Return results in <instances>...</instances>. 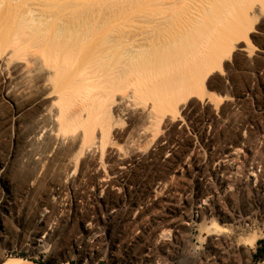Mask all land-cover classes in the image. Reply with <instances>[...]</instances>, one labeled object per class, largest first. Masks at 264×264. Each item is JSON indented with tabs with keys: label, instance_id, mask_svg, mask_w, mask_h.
<instances>
[{
	"label": "rangeland",
	"instance_id": "obj_1",
	"mask_svg": "<svg viewBox=\"0 0 264 264\" xmlns=\"http://www.w3.org/2000/svg\"><path fill=\"white\" fill-rule=\"evenodd\" d=\"M10 1L3 0L4 4L0 5V15H6L7 11L11 17L7 23L0 22L1 25L8 24L6 28L10 25L9 29L4 27V30L0 27V162L5 163L0 164V204L5 194L10 193V189L17 198L12 212L2 214L0 211V262L9 258H24L35 264L264 263V260L253 261L259 242L264 240V0H196L194 9L189 12L196 18L199 26V48L196 51L198 54L201 52L197 56L203 58V65L201 59L198 61L195 50L189 46L176 57L179 64L174 62L176 58L148 55L149 59L145 56V64L150 60L154 63L150 62L146 66L149 68L152 65L155 68L148 72L139 59L140 75L136 82L139 90L136 89L137 86L135 88L139 91V95L135 94L138 101L130 100L132 88L128 86V89L123 88L126 89L123 90L125 93L117 92L116 100L114 98L117 102L113 100V104L110 98L111 102H108V94L105 93L110 86L106 80L110 81V74L107 72L111 68L95 65L97 60L94 55H86L90 46L85 45L82 50L75 51L74 58L69 65L63 67L62 74L55 76L53 85H57L55 87L58 89L59 84L58 90L51 83L44 85L46 88L43 86L41 77H46L49 73L51 75L54 70L41 66L43 62L40 57H28L33 60V66L26 65V59H23L25 36L22 33H25V29L20 30L22 28L17 26L15 20L14 26L12 16L25 9L41 8L40 10L45 11L49 4V9L56 5L61 10V2L67 0H53L56 4L52 0H17V4L16 1ZM12 2L15 5L11 8L9 4ZM150 2L151 0H139L132 10L146 12L152 7ZM31 5L35 6L32 8ZM43 6L45 9H42ZM63 7L65 8L64 5L61 8ZM129 8L130 6L127 9ZM23 12L20 13L23 15ZM243 18H247L246 22ZM240 23L249 32L251 47L244 42L238 44L244 38L237 40L230 34V29ZM24 26L23 24V28ZM61 42L59 40L60 47L63 48L64 43ZM223 42H226L227 47L220 52ZM35 45L36 42H33L32 50H37L41 43ZM17 47L20 49L17 50ZM47 53H50L49 49ZM84 56L92 57L87 60ZM217 56L223 59L221 70L217 68L201 87V80L206 73L205 61ZM85 60L91 62L86 64ZM84 63L87 70L100 72L102 82L84 83L83 77H80ZM28 66L32 74L38 69L40 72L37 71L39 77L34 74L29 79L30 83L26 82L28 85L25 83L24 86L21 71L29 70ZM141 71L145 72L144 75ZM177 79L178 82L181 81L180 84ZM124 83L125 85L120 84L127 87L128 82ZM192 84L197 86V93L191 94L189 89ZM121 85L116 90H120ZM147 86H151L148 89L151 91L147 90L149 95ZM164 87L167 89L162 90ZM104 88L106 90L101 94ZM48 91L53 93L48 96ZM105 94L107 101L102 99ZM128 94L130 99H126ZM144 94L148 97L145 98ZM188 96L191 98L185 102ZM153 98L155 101H152ZM129 100L132 104L128 103ZM102 101L112 105H109L111 109L107 108L108 105H103ZM170 101H177L180 110L178 114L163 111V106ZM64 104L68 105L72 118L75 121L79 119L76 122L78 127L83 125L84 118L88 116L92 118L90 123L92 120L95 122L101 109L106 108L109 116H113L109 117L112 118L111 124L123 120L120 124H114L118 127L114 128L113 125L114 136H109L105 152L99 147L100 127L99 124L96 125V140L93 141L96 146L93 144L85 157L82 160L80 158L78 164L81 165L77 167L75 159L73 164V158L69 155L73 151L72 144L78 142L76 138L80 133L77 135V132L82 133L83 126L75 134L62 136L56 131V122L52 123L60 112L59 106ZM40 105L50 109L49 115L43 116L39 110ZM128 107L131 110H127ZM119 109L125 110L123 115L128 111V115L117 116L118 113L115 112ZM149 111L159 115L164 112L161 114H165L161 121L163 125L160 123L158 127L155 126V131L152 127L153 132L144 136L152 139H149V143L146 139L142 141V137L140 145L136 141L128 146L124 133L127 128L132 129L142 121ZM105 113L103 117L108 118ZM80 122L82 123L79 124ZM151 133L157 135L152 138ZM34 137L40 140V144L42 141L47 143V146H39L46 158L38 162L31 160L30 152L27 151H30ZM130 144L134 147L131 148ZM135 145L140 148H135ZM133 148L135 151L139 149V155L134 151L133 155L129 151ZM16 150H19L18 157L21 160L11 157ZM22 153L27 157H24L26 161L20 157ZM136 155L138 161L133 158ZM122 162L126 165L119 167ZM143 212L144 215H141ZM212 220L223 228H219L220 231L208 230ZM38 221L42 224L41 227L48 228L52 236L48 240L43 231L33 234ZM170 221L172 224H169ZM203 226L205 231L202 230ZM163 231L167 232L166 236L162 235ZM256 231L263 233L254 248L238 245L241 241L252 238ZM41 241H46L45 245ZM42 245L44 248L40 247ZM54 251L57 252L53 254ZM113 254L116 257H112Z\"/></svg>",
	"mask_w": 264,
	"mask_h": 264
},
{
	"label": "bare ground",
	"instance_id": "obj_2",
	"mask_svg": "<svg viewBox=\"0 0 264 264\" xmlns=\"http://www.w3.org/2000/svg\"><path fill=\"white\" fill-rule=\"evenodd\" d=\"M10 1V0H8ZM13 1H16V4H17V0H13ZM53 1V0H52ZM139 1V0H138ZM137 0H67L65 1L64 3L61 2L60 6L63 4L65 6V8H61L60 6V9L61 10H58L56 7V5H53L52 7L56 8L54 10V8H51L49 9L51 6L49 3H47V5L49 6L46 7V10H51V11H44V10H40L41 8L40 5L38 6L39 9H34L33 7L35 6H32L33 9H25V10H21L20 12H23L25 11V13L22 15L20 12H18V14H20L22 17H20L18 15L12 16V19H13V22L12 24L14 25L15 24V21L17 23V26L19 28H22L20 30L23 31V29H25V33H22L24 34L23 36H25V40L23 41V44H24V49H25V52L23 50V59H26V65H32L34 63H32V59H33V55L34 56H38L41 58L42 60V65H44L43 67L50 70H54V72L46 77H41L42 81H43V86L44 85H47V83H51L50 85L53 86V88L57 85H53L55 84L54 82V78L55 76H57L58 74L61 73V71L63 70V67L64 66H67L69 65V62L72 58H74V55H75V51H79L81 48H83V46L85 45H88L91 47V52H86V55L87 54H91V55H94L95 59L97 60L96 62V66L98 65L99 67H103L104 66H110L111 69H108L110 76V83L108 82V80H106V78H108L106 76L105 81L108 84H110L109 87H107L108 91H105L106 88H104L101 92V94H104V91L106 94H108V98H107V95H103L104 98H102V96L100 98L106 100V98L108 99V102H109V98L112 100V104H113V100L114 98L116 97V94H118L117 92L120 91L123 93L124 91L123 90H126L128 89L129 87L133 89H130V93H132L133 96L136 97V93L139 95V91H137L136 89H138V86L136 85V82H137V76L140 75L138 73V64H141L139 63V59H141L142 61V64H144L145 66L150 63L151 61L153 60H150L149 62H147L146 64L144 62H146L144 60L143 62V57L147 56L148 55H151V56H161L162 58L165 57V58H176L177 56H179V54H182L181 51H183V49H185L186 47H191L195 50L196 52V56H197V48L198 47V42H199V38H200V35H199V26H198V23L196 22V18L193 17L191 14H190V10L191 9H194V3L196 2V0H151L152 4V7L150 8V10L148 11H133L135 9H133V6L134 4L136 5V3L138 2ZM11 2V1H10ZM23 2V0H22ZM37 2V1H36ZM41 4H42V1H40ZM54 2V1H53ZM52 2V3H53ZM142 2V1H141ZM150 2V3H151ZM3 3V0H0V5H2ZM8 3V2H6ZM44 3V1H43ZM45 3V4H46ZM55 3V2H54ZM4 4V3H3ZM15 5V2L12 4L10 3L9 5H11V8H12V5ZM56 4V3H55ZM127 4V5H126ZM127 6V8L130 6L131 10L129 9H125V7ZM129 5V6H128ZM23 6V5H22ZM56 6V7H55ZM137 6V5H136ZM7 7V6H6ZM44 7V6H43ZM98 7V8H97ZM8 8V7H7ZM15 8V6H14ZM13 8V9H14ZM17 8V7H16ZM23 8V7H22ZM37 8V6H36ZM48 8V9H47ZM97 8V9H96ZM10 9V8H9ZM42 9H45L42 8ZM133 9V10H132ZM5 11V9H3ZM11 10V9H10ZM20 10V8H19ZM129 10V11H128ZM2 11V10H1ZM3 11V12H4ZM12 11V10H11ZM10 11V13H11ZM229 11V10H228ZM5 14H1L0 15V22H3V23H7L8 22V19H11V17L8 16V13L7 11L5 12ZM11 16V15H10ZM234 17V16H233ZM237 17V15L235 16ZM17 18V19H15ZM235 19V18H234ZM242 19V18H241ZM247 19V18H245ZM243 18V20H245ZM15 20V21H14ZM19 20V21H18ZM242 20V22H244ZM10 21V20H9ZM23 21V22H22ZM20 22H22L20 24ZM234 22V21H233ZM236 22V21H235ZM240 22V21H239ZM246 22V20H245ZM244 22V24H245ZM10 23V22H9ZM232 23V22H230ZM238 23V22H237ZM2 23H0L1 25ZM12 24H11V27H12ZM23 24L25 25L24 28H23ZM243 23H240L239 25H236V27H233L230 29V34L234 37V38H238L237 40H240L241 38H244V41H238V44H240L241 42H244L246 44V46L248 47H251L252 45V42L249 38V32L245 30V25ZM8 25V24H7ZM7 25L3 24L1 25L0 27H3V30H4V27ZM16 26V24L14 25ZM21 26V27H20ZM5 27V28H6ZM9 28H10V25H9ZM9 28H6V29H9ZM202 38V37H201ZM61 39L63 42H61ZM59 40L61 43H64V47H60V43H59ZM33 42H36V45L41 43V46H37V50H32L33 46ZM59 43V44H58ZM16 44V43H15ZM22 44V45H23ZM35 45V46H36ZM63 45V44H62ZM59 46V47H58ZM21 47V46H20ZM20 47H17V50L18 48L20 49ZM211 47V46H209ZM227 47V44L226 42H223L222 45H221V50L220 52H223ZM47 48V51H44V49ZM59 48L63 49V50H60ZM16 49V48H15ZM48 49L50 51V53L46 54V52H48ZM57 49H59V52ZM89 49V48H88ZM218 49V48H217ZM82 50V49H81ZM188 50V49H187ZM199 52L201 51L200 49H198ZM16 51V50H15ZM191 51V50H190ZM210 51V50H209ZM45 52V53H44ZM44 53V54H43ZM82 53V52H81ZM201 53V52H200ZM199 53V54H200ZM77 56L79 54V52L76 53ZM184 54V53H183ZM194 54V53H192ZM198 54V55H199ZM223 55V54H222ZM25 56V58H24ZM81 56L83 57V55L81 54ZM79 55V58L81 57ZM150 56V57H151ZM182 56V55H181ZM200 56V55H199ZM199 56H197V59L198 61L201 59V63H202V59L203 58H199ZM28 57H32L31 58H28ZM85 57V56H84ZM92 57V56H91ZM91 57H88L86 58L87 60ZM36 58V57H35ZM149 58V57H148ZM180 58V57H179ZM150 59V58H149ZM148 59V60H149ZM196 59V62H198ZM32 60V61H31ZM77 60V59H76ZM92 60V59H91ZM91 60L89 61H86L85 63L86 64H89V62H91ZM158 60V59H157ZM174 60V59H173ZM178 58L175 59V63L176 64H179L178 61ZM205 60V59H204ZM37 61V60H36ZM95 61V60H94ZM169 61V60H168ZM195 61V60H194ZM40 62V61H39ZM155 62V61H154ZM194 62V63H196ZM204 62V61H203ZM32 63V64H31ZM38 63V61H37ZM36 63V65H37ZM83 64V69L81 70V75L80 77H83V81L84 83H93V82H97V81H101V78H102V75L100 74V72H98L97 70L96 71H90L87 70L86 68V64ZM200 63V62H199ZM223 63V59L219 56L217 57H213L211 59H207V62L205 61L204 63V66L206 67V73L205 75L203 76L202 80H201V87L204 86V83L205 81L207 80V78L209 76H211L215 70L217 68H219V70H221V65ZM94 64V63H92ZM151 64H154L151 62ZM166 64V63H164ZM172 64V63H171ZM39 65V64H38ZM199 65V64H198ZM201 65V64H200ZM203 65V63H202ZM201 65V66H202ZM32 66H30L32 68ZM40 66V67H41ZM46 66V67H45ZM89 66V65H88ZM145 66L143 68H145ZM148 66V65H147ZM146 66V68L148 69V72L151 71L149 69L151 68H155V66H152V65H149V68ZM157 66V65H156ZM164 66V65H163ZM162 66V67H163ZM166 67H168L167 65H165ZM177 66V65H175ZM174 66V67H175ZM204 66L201 68L203 69ZM38 67V68H40ZM141 67V66H140ZM179 67V66H178ZM177 67V69H178ZM29 68V66H28ZM37 68V69H38ZM44 68H40V69H44ZM50 68V69H49ZM67 69V67H65ZM71 68V67H70ZM86 68V70H85ZM92 68V66L90 67ZM157 68V67H156ZM165 68V67H164ZM198 68V67H197ZM33 69V68H32ZM36 69V68H35ZM45 69V70H46ZM95 69V68H94ZM106 69V68H105ZM106 69V70H107ZM145 69V71L147 70ZM167 68H165L166 70ZM183 69V68H182ZM27 70V68H26ZM31 69L29 68V70L27 71H21V78L25 81L24 82V86H25V83H30L29 82V79L30 77L32 78L34 74L37 75V71L39 70H35V73L32 74V70L30 71ZM34 70V69H33ZM107 70V71H108ZM69 71V70H68ZM101 71V70H100ZM175 71V69H174ZM184 71V70H183ZM40 72V70L38 71ZM63 72V71H62ZM71 73V70L69 71ZM104 72V71H103ZM140 72V71H139ZM143 71H141V74H142ZM158 72V71H157ZM191 72V71H190ZM196 72V71H195ZM202 72V70H201ZM69 73V74H70ZM145 72H143V75H144ZM181 73V71H180ZM184 73V72H183ZM181 73V74H183ZM187 73V72H186ZM199 73V72H198ZM32 74V76H31ZM39 74V73H38ZM62 74V73H61ZM67 73V75H69ZM152 74V73H151ZM181 74L179 75L181 77ZM202 74V73H201ZM53 75V76H52ZM66 75V76H67ZM105 75V73H104ZM103 75V76H104ZM146 75V74H145ZM154 75V74H153ZM185 75V74H183ZM182 75V78L184 77ZM195 75V74H194ZM192 75V77L194 76ZM39 77V75H37ZM45 76V75H44ZM146 76H150V74L146 75ZM191 76V74H190ZM199 77V75H197ZM202 76V75H200ZM178 77V76H177ZM187 77V76H186ZM189 77V76H188ZM104 78V77H103ZM139 78V77H138ZM152 78V76H151ZM37 79V78H36ZM35 79V80H36ZM40 79V78H39ZM40 79V80H41ZM125 79V80H124ZM164 78H162L163 80ZM189 79V78H187ZM31 80V79H30ZM57 80H60L57 79ZM179 80H182V79H179ZM185 80V79H184ZM199 80V78H198ZM33 81V80H32ZM62 81V80H61ZM60 81V82H61ZM124 81L128 82L126 83L127 84V87H123V84L125 85ZM175 81V80H174ZM178 82V79L176 80ZM190 81V80H189ZM188 81V82H189ZM54 82V83H52ZM58 82V83H60ZM102 82V81H101ZM163 82V81H162ZM173 82V81H172ZM176 82V83H177ZM181 83V81H179ZM178 82V83H179ZM199 82V81H198ZM26 83V84H27ZM39 83V82H38ZM57 83V84H58ZM100 83V82H99ZM104 83V81H103ZM104 83V84H106ZM120 83H123L122 85ZM160 83V81H159ZM171 83V82H170ZM179 83V84H180ZM42 84V82H41ZM173 84V83H172ZM178 84V85H179ZM189 84V83H188ZM28 85V84H27ZM49 85V84H48ZM61 85V84H60ZM91 85V84H89ZM88 85V86H89ZM93 85H96V84H93ZM101 85V84H100ZM99 85V86H100ZM118 85V86H117ZM119 85L122 86V88H120V90H116L117 87H119ZM162 85V84H161ZM185 85V84H184ZM42 86V85H41ZM40 86V87H41ZM98 86V85H97ZM129 86V87H128ZM137 86V88H136ZM175 86V85H174ZM45 87V86H44ZM47 87V86H46ZM45 87V88H46ZM55 87V88H56ZM103 87V86H102ZM105 87V86H104ZM149 87V86H147ZM151 87V86H150ZM147 88L146 91L148 89ZM167 87V86H166ZM179 87V86H178ZM187 87V86H186ZM29 88V87H28ZM50 88V87H49ZM52 88V87H51ZM52 88V89H53ZM54 88V89H55ZM123 88H126V89H123ZM136 88V89H135ZM182 88V86H181ZM57 89V88H56ZM58 89H60L59 87V84H58ZM57 89V90H58ZM156 89V88H154ZM153 89V90H154ZM167 88L164 87V89L162 90H166ZM175 88H173L174 90ZM197 86L195 84H192L190 89L191 90V94H194V93H197ZM49 90V89H48ZM56 90V91H57ZM139 90V89H138ZM144 90V89H143ZM161 90V88H160ZM203 90V89H202ZM54 91V90H53ZM137 91V92H136ZM141 91V90H140ZM144 90L143 93L146 92ZM149 91V90H148ZM148 95H149V91ZM171 91V90H170ZM52 92V91H51ZM51 92H47V95L50 94ZM55 92V91H54ZM58 92V91H57ZM126 92V91H125ZM124 92V93H125ZM129 92V91H127ZM180 93V91H178ZM30 93V92H29ZM53 93V92H52ZM160 93V92H159ZM178 93V94H179ZM130 94V96L132 97V99H130L131 97L127 96L126 99H130L131 101L133 100H137V97L136 98H133ZM143 95V94H141ZM160 95V94H159ZM158 95V96H159ZM166 95V94H165ZM50 96V95H48ZM46 96V98L48 97ZM145 98H147L148 96H146V94H144ZM157 96V95H156ZM171 96V95H170ZM193 96V95H192ZM152 98V96H150ZM149 97V98H150ZM161 97V96H160ZM63 98V97H62ZM144 98V99H145ZM157 98V97H155ZM191 98V96H188L187 98H185V102H188V100ZM67 99V98H66ZM88 99V98H87ZM86 99V100H87ZM160 99V98H159ZM164 99V98H162ZM172 99V98H171ZM85 100V99H84ZM116 100V98H115ZM114 100V101H115ZM129 100V101H130ZM148 100V99H147ZM154 100V98L152 99V101ZM169 100V99H168ZM178 100V99H177ZM63 101H64V98H63ZM107 101V100H106ZM106 101H102L103 105L107 106V108H110L109 105L110 104H107ZM128 103H131V101ZM155 101V100H154ZM161 101V100H160ZM164 101V100H163ZM85 102V101H84ZM109 102V103H110ZM117 101H115L116 103ZM136 102V101H135ZM68 103V102H67ZM101 103V105H102ZM114 103V104H115ZM160 103V102H159ZM162 103V102H161ZM132 104V103H131ZM154 105V103H153ZM159 105V104H158ZM102 107V108H105ZM112 106V105H110ZM128 106V104H127ZM126 106V107H127ZM161 106V104L159 105ZM61 107L60 109V112H58V116L55 120H52V123L56 122V131L58 132L59 135H62V136H68V135H72V134H75L77 131H78V128H82L83 126V130L82 133L81 132H77V135L78 133H80L79 136H77L78 138H76L78 142H75L76 144H72V148H73V151L70 153V157L73 158V164L76 162V167L78 165H81V164H78L79 163V160L81 158V160L83 159L82 157L87 153V151H89V149L92 147V145L94 144V140H96V137L94 136L95 135V130H96V125L98 126L99 124V131H100V139H99V144H100V148L102 150H104L105 152V149H106V145L108 144V140H109V136H112L114 133H112V129L113 127L120 122H123V120L121 119L119 121V119L115 125L114 124H111L110 120L112 118L109 119V117H113V116H109L110 114H108L105 110L101 109L102 112V115H100V113L98 114V117H96V119L94 120L95 122H93L92 120V123H90L91 121V117L88 116V118H84V123L82 126L78 127V123L76 124L77 121H75L71 116L70 112H69V107L67 104H64L62 106H59ZM130 107V106H129ZM126 108L127 110H131L130 108ZM101 108V107H100ZM123 108V107H122ZM125 108V107H124ZM152 108V107H151ZM157 108V106H156ZM111 109V108H110ZM109 110V113L111 112ZM39 110L40 112L43 114V116H47L49 115V112H50V109L48 107H44L42 105H40L39 107ZM100 110V111H101ZM151 110V109H150ZM165 110V111H164ZM72 111V110H71ZM125 110L124 109H119V110H116L115 113H118L117 116H119V114H122V112H124ZM157 111V110H155ZM163 111L166 113L167 112H170L172 114H178L180 112L179 108H178V104H177V101H170V102H167L164 106H163ZM91 112V111H90ZM89 112V113H90ZM107 113L108 114V118H106L107 116L103 117L104 113ZM128 112V111H126ZM126 112L124 113V115L122 114V116H127L128 113L126 114ZM150 112V111H149ZM164 112H161L160 115L158 113L154 114L155 112L151 111L150 113H147L146 115H144L143 117V120L141 121L138 117V120L139 123H137L136 126H134L132 129L127 128V131L124 133V139H125V143H128V146H129V143H133L135 144L136 141L139 142L141 141V138L146 136H149L148 135V132L152 131L155 128V126L158 127V125L161 123V121L164 119V115H161L163 114ZM73 113V112H71ZM88 113V114H89ZM105 113V115H106ZM131 113V112H130ZM169 113V114H170ZM97 113H95L96 115ZM53 115V114H52ZM91 115V114H90ZM100 115V116H99ZM111 115H115L114 113ZM93 116V115H92ZM117 116L115 118H117ZM121 116V117H122ZM130 116V115H129ZM94 117V116H93ZM132 117V116H131ZM42 118V117H41ZM53 118V117H52ZM76 118V117H75ZM82 118V117H81ZM123 118V117H122ZM45 119V118H43ZM83 119V118H82ZM94 119V118H93ZM166 119V117H165ZM42 120V119H41ZM51 120V119H50ZM132 120V119H130ZM136 120V119H135ZM135 120H133L134 122H136ZM97 121V123H96ZM113 121V120H112ZM79 122V121H78ZM43 123H46V121ZM51 123V122H50ZM82 122H80L79 124H81ZM133 124V123H131ZM162 124V123H161ZM114 125V126H113ZM163 125V124H162ZM43 126V125H42ZM53 127V126H52ZM118 126H115L114 128H116ZM152 127H153V130H152ZM161 127V126H160ZM43 128V127H42ZM45 128V127H44ZM51 129V128H50ZM53 129V128H52ZM55 129V128H54ZM126 129V128H125ZM80 130V129H79ZM114 130V129H113ZM117 130V129H116ZM159 130V129H157ZM155 131V130H154ZM115 132V131H114ZM120 132V131H119ZM97 133V131H96ZM116 133V132H115ZM57 134V135H58ZM112 134V135H111ZM120 135V134H119ZM152 135V138H153V135L155 137V135L157 134H150ZM159 135V134H158ZM114 136V135H113ZM116 136V135H115ZM146 136V137H147ZM99 137V136H98ZM35 138V137H34ZM33 138V139H34ZM95 138V139H94ZM146 139L145 137L142 138V141ZM149 138H147L146 140L148 141L149 143ZM159 139V138H158ZM139 140V141H138ZM152 140V139H150ZM40 140H35L33 141V143L31 144V149L29 151V149L27 150L28 153L30 152V159L32 160H37L38 161H41L42 159H45L46 158V154L41 151V149L39 148V146H42L41 144H44L41 142V144L38 142ZM112 141V140H111ZM121 141V140H120ZM30 142V140H29ZM27 141V143H29ZM110 142V141H109ZM114 142V141H113ZM146 142V141H145ZM97 143V142H96ZM151 143V142H150ZM47 144V143H46ZM44 144V145H46ZM49 144V143H48ZM98 144V143H97ZM110 144V143H109ZM113 144V143H112ZM43 145V146H44ZM71 145V144H70ZM95 145V144H94ZM116 145V144H115ZM137 145V144H136ZM135 145V148L137 147ZM140 145V144H139ZM138 145V147H139ZM146 145V144H145ZM158 145V143H157ZM47 146V145H46ZM96 146V145H95ZM127 146V145H126ZM131 148L134 147V145L132 146L130 144ZM17 147V146H16ZM30 147V146H29ZM137 147V148H138ZM71 148V146H70ZM98 148V147H97ZM99 148V149H100ZM128 148V147H127ZM126 148V149H127ZM140 148V147H139ZM158 148V147H157ZM47 149V148H46ZM134 149V148H133ZM129 150L130 152H136L138 153L137 151H135L136 149L134 150ZM44 150V149H43ZM66 150V149H65ZM69 150V149H67ZM101 150V152H102ZM167 150V149H166ZM19 151V150H18ZM18 151H14L11 155V157L13 158H19V153ZM92 151V150H91ZM97 151V150H96ZM100 152V153H101ZM102 152V154L104 153ZM133 152V153H134ZM141 152V151H140ZM212 153V152H211ZM27 154V153H26ZM25 154V155H26ZM61 154V152H60ZM64 154V153H63ZM62 154V155H63ZM101 154V155H102ZM129 154V152H128ZM152 155V152L150 153ZM24 153H22V159L26 156H23ZM65 155V154H64ZM135 155V153L133 154ZM139 155V153H138ZM150 155V156H151ZM68 156V155H67ZM66 156V158H67ZM104 156V155H103ZM110 156V155H108ZM107 156V157H108ZM132 157V155H129ZM141 156V155H140ZM139 156V157H140ZM153 156V155H152ZM157 156V155H156ZM217 156V155H216ZM28 157V159H29ZM63 157V156H62ZM85 157V156H84ZM154 157V156H153ZM220 158V156H218ZM233 157V156H232ZM27 158V157H26ZM103 158V157H102ZM130 158V157H129ZM133 158H136V160L138 161V158H137V155L136 157H133ZM132 158V159H133ZM15 159V160H16ZM20 159V158H19ZM18 159V160H19ZM67 159H70V158H67ZM74 159H75V162H74ZM218 159V158H216ZM221 159V158H220ZM233 159V158H232ZM21 160V159H20ZM25 160V158H24ZM134 160V159H133ZM132 160V161H133ZM135 160V161H136ZM26 161V160H25ZM33 161V162H34ZM84 161V160H83ZM125 161V160H124ZM218 161H220L218 159ZM28 162H31L30 160ZM82 162V161H81ZM86 162V161H85ZM129 162V161H128ZM215 162V161H214ZM93 163V162H92ZM133 163V162H132ZM135 163V162H134ZM0 164H5L4 162H0ZM83 164V163H82ZM88 164V163H87ZM128 164V163H127ZM85 164H83L84 166ZM90 165V164H89ZM126 165L125 162H122L120 164L119 167L121 166H124ZM7 166V165H6ZM92 166V164H91ZM90 166V167H91ZM85 167V166H84ZM87 167V165H86ZM73 168V166H72ZM202 168V167H200ZM9 169V168H8ZM69 169V168H68ZM71 169V168H70ZM80 169V168H79ZM78 169V170H79ZM86 169V168H85ZM88 169V168H87ZM91 169V168H90ZM204 169V168H202ZM73 170V169H72ZM71 170V172H72ZM76 170V171H78ZM82 170V169H81ZM84 170V168H83ZM206 170V169H205ZM80 171V170H79ZM89 171V170H87ZM82 172V171H81ZM85 172V171H84ZM92 172V171H91ZM216 172V171H215ZM89 173V172H88ZM82 174V173H81ZM68 175V174H67ZM78 175H79V172H78ZM84 175V174H82ZM83 177V176H82ZM254 177H256L254 175ZM79 179V178H78ZM74 180V179H72ZM91 180V179H90ZM76 181V180H75ZM77 182V181H76ZM75 183V182H74ZM74 183H71V184H74ZM94 183V182H93ZM64 187V186H63ZM66 187V186H65ZM100 187V186H99ZM8 188V187H7ZM67 188V187H66ZM65 189V188H64ZM69 189V187H68ZM9 190V188H8ZM10 193H7L5 194L4 196V199L2 198V201H1V204H0V211L2 212V214H5L6 213H10L12 212L13 210V206L15 204V201H16V198H17V195L15 196L14 193L11 191V189L9 190ZM67 191V190H65ZM64 193V192H63ZM66 193V192H65ZM59 194V193H58ZM159 194V193H158ZM159 196V195H158ZM161 196V195H160ZM163 197V196H162ZM144 200V199H143ZM147 200V198L145 199ZM156 200H157V197H156ZM154 200V201H156ZM162 200V199H161ZM153 201V202H154ZM159 202V201H158ZM162 202V201H161ZM166 204V203H164ZM168 205V204H167ZM175 206V205H174ZM199 208V207H198ZM141 215H144V212L143 213H140ZM87 215V213H86ZM140 215V216H141ZM193 215V214H192ZM49 216V215H48ZM50 217V216H49ZM191 217V215H190ZM48 218V217H47ZM83 218H85L83 216ZM139 218V216H138ZM263 218V217H262ZM261 220V219H260ZM49 221V220H48ZM214 220H212V225H210V227H208L207 229L208 230H211V229H215V231H217L216 229L219 230V228H223L222 226L218 225L216 222H213ZM245 221V219H244ZM50 222V221H49ZM173 222V221H172ZM176 223V221H175ZM174 223V224H175ZM169 224H172L171 221ZM173 224V225H174ZM177 224V223H176ZM247 224V222H246ZM246 224H244L246 226ZM261 224V223H260ZM42 225V224H41ZM41 225L39 224V221L35 224V230L33 232L34 235H37L38 233H40V231L42 232H45V234L47 235L46 237V240H48L49 237H52L51 234L49 233V231L47 230L48 228L45 226V227H41ZM49 225V223H48ZM203 225V224H202ZM248 225V224H247ZM171 227V226H170ZM179 227V226H178ZM206 227V225H205ZM204 226L202 227L205 231V228ZM247 227V226H246ZM206 230V231H208ZM226 230V229H225ZM227 231V230H226ZM214 232V230H213ZM257 232V231H256ZM209 233V232H208ZM217 233V232H216ZM221 233H224L223 231H221ZM255 233V232H254ZM263 233V232H262ZM262 233H260L259 231L257 233H255L253 235L252 238H249L251 240H244V241H241L242 243H239L238 245H242V246H249L251 249L255 247V244L262 238ZM212 234V233H210ZM215 234V232H214ZM213 234V235H214ZM219 234V232L217 233ZM163 236H166L167 235V232L163 231L162 233ZM51 239V238H50ZM49 239V240H50ZM45 240V239H44ZM136 241V240H135ZM43 244L46 243V241H41ZM48 243V242H47ZM45 245V244H44ZM48 244H46L47 246ZM231 245V244H229ZM40 247H43L40 246ZM44 248V247H43ZM64 248V247H63ZM1 250V249H0ZM33 250H37V248H33ZM39 250V249H38ZM57 251H54L53 254H55ZM86 252V251H85ZM84 252V254H85ZM127 252V251H126ZM83 253V252H82ZM88 253V252H87ZM89 254V253H88ZM86 255V254H85ZM117 255V254H116ZM83 257V255H82ZM112 257H116L114 254L112 255ZM121 257V256H120ZM87 258V256L85 257ZM118 260V259H117ZM116 261V260H115ZM0 264H35L33 262H31L30 260L28 259H24V258H9L7 260H4L3 262H0ZM64 264V263H62ZM149 264V263H148ZM151 264V263H150ZM264 264V263H262Z\"/></svg>",
	"mask_w": 264,
	"mask_h": 264
},
{
	"label": "trees",
	"instance_id": "obj_3",
	"mask_svg": "<svg viewBox=\"0 0 264 264\" xmlns=\"http://www.w3.org/2000/svg\"><path fill=\"white\" fill-rule=\"evenodd\" d=\"M264 260V240H261L258 245L257 252L253 255V261H263Z\"/></svg>",
	"mask_w": 264,
	"mask_h": 264
}]
</instances>
